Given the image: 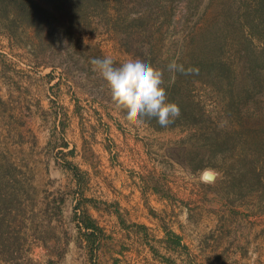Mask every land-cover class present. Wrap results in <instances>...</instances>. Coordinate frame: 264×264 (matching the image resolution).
<instances>
[{
	"label": "rangeland",
	"instance_id": "rangeland-1",
	"mask_svg": "<svg viewBox=\"0 0 264 264\" xmlns=\"http://www.w3.org/2000/svg\"><path fill=\"white\" fill-rule=\"evenodd\" d=\"M54 1L57 4L47 5L54 9V29L45 25L38 33L36 27H21L17 36H12L3 26L7 22L0 20V51L9 62V74L0 68V264H64L68 253L67 235L71 236L73 229L58 221V196L53 195L58 178L48 160L55 158V153L45 158L38 145L46 137L43 127L54 121L51 113L42 111L46 103L55 101L50 100L49 84L54 78L58 83V120L64 121V103L70 97L77 99L85 128L93 125L99 113L107 117L116 114L121 119L118 123L144 143L152 159L154 166L148 171L154 173L148 175L147 184L154 190L159 187L158 193L168 191L174 202L190 201L188 212L195 227L206 220L209 229L220 219L231 228L242 219L245 227L240 228L249 229L252 219L260 230L254 240L264 236V88L253 89L261 108H257L255 98L251 100L244 125L234 114L238 135L233 148L212 162L207 157L194 162V156L187 153L194 149L184 142L188 131L180 127L158 131L145 121L132 126L124 120L126 112L115 110L107 82L91 63L109 57L118 67L130 59H140L163 72L168 61H176L174 55L190 51L191 37L211 29L230 1L237 38L231 55L235 72L239 81L256 83L258 77L264 79V38L257 32L264 29V12L253 5L247 13L245 2L254 0H190L200 5L198 9L194 5L191 9L188 0H180L174 8L172 0H163L151 13L135 8V0H123L119 5L114 0H94L86 18L67 5L69 0ZM62 24L74 28L73 39L64 35V41L58 40ZM253 27L247 54L241 37ZM51 31L57 36L55 41ZM171 75L168 70L163 72L164 83ZM43 78H47L46 84ZM192 165L211 166L194 171ZM209 172L215 179L206 177ZM166 179L183 191L185 198L172 194ZM231 233L224 236L234 239ZM259 257L252 258L255 264H264ZM230 262L224 257V264Z\"/></svg>",
	"mask_w": 264,
	"mask_h": 264
},
{
	"label": "crops",
	"instance_id": "crops-1",
	"mask_svg": "<svg viewBox=\"0 0 264 264\" xmlns=\"http://www.w3.org/2000/svg\"><path fill=\"white\" fill-rule=\"evenodd\" d=\"M8 63L1 50L0 68L7 74ZM54 79L49 80L53 93L58 89ZM52 92L50 100L55 101L46 103L42 111L51 113L54 121L43 127L46 137L38 145L45 158L55 153V158L48 160L53 164L52 174L58 178V190L53 194L58 196V221L73 229L71 236L67 235L64 264H92L91 244L80 232L76 215L88 216L104 232L102 245L94 253L96 264H224V257L231 259L230 264H255L254 256H260V262L264 260V236L254 240L260 230L252 219L249 229L240 228L245 227L242 219L231 228L220 219L209 229L206 220L195 227L189 213L192 204L181 199L185 198L183 191L166 179L171 193L181 197L182 201L174 202L168 198V191L161 194L148 185V175L154 173L148 171L154 166L152 159L144 143L118 123L121 119L116 114L107 117L99 113L93 125L85 128L77 99L70 97L64 103L67 114L62 132L58 92ZM63 143L67 146L62 147ZM58 161L70 162L79 173ZM187 196L189 199L190 193ZM211 228L213 232H208ZM230 233L234 239L224 236Z\"/></svg>",
	"mask_w": 264,
	"mask_h": 264
},
{
	"label": "trees",
	"instance_id": "trees-1",
	"mask_svg": "<svg viewBox=\"0 0 264 264\" xmlns=\"http://www.w3.org/2000/svg\"><path fill=\"white\" fill-rule=\"evenodd\" d=\"M93 1L69 0L67 5L70 4V8H73L77 14L81 13L83 18H86L90 8L93 7L91 5ZM114 1L115 4L119 5L123 0ZM179 1L172 0V8ZM162 2L163 0H135V8L138 9L140 7L139 10L151 13L155 8L161 7ZM187 3L190 8H193L194 5V9H198L200 6L198 3L195 5L190 0ZM48 4H57V1L0 0V20L7 22L3 26L12 36H17L21 27L23 29L36 27L39 29L38 33H41V29L45 25L48 27L53 26L52 29H54L56 27L53 23L55 18L52 10L54 9H49ZM245 5L247 13L252 10L253 5H255V9L257 8L264 12V0H254L253 3L245 2ZM55 8L57 10V6ZM172 13L171 10V15ZM147 19L146 17L145 21ZM62 27L61 32H58V40L60 42L64 41L62 39L64 35L70 39L75 37L76 34L72 26L65 27L62 24ZM254 30V27L250 28L248 33L245 32L246 34L244 33L241 37V44L247 54H249L250 45H252L249 35L254 34ZM263 30L261 29L257 32L259 36L264 38ZM53 33L54 31H51L50 36H55V41L57 36ZM235 35L233 5L229 1L221 11L220 16H216L214 19V25L210 30L202 33L199 37H191L190 44L192 47H190V51L188 53L181 52L178 57H175V55L173 57L176 63L182 65L186 71L192 70L190 74L175 73V82L170 84L169 78L167 83L163 85L167 93V102L178 105L179 116L167 127H161L154 118L142 117L143 121L158 131L178 127L188 131V136L184 142H189L188 144L193 147L194 150H189L187 153H189L190 158L194 156V162L199 157L204 158V160L207 157L208 162H212L215 158L231 150L233 141L238 135L234 114L235 117L237 114V122L240 121L241 125H244L248 112L252 109L251 100L255 98L257 108H261L259 99L254 95V90L264 88V79L258 77V81L252 84L238 80L234 60L231 59V55H234L235 40L237 41ZM125 36V39L128 40L127 34ZM172 61L170 60L166 63L163 72L167 70L168 64ZM60 125L61 131L64 132L66 127L65 119L61 121ZM243 129L241 128L242 131ZM65 146H67V143H63L62 147ZM198 148L202 149V151H197ZM73 152V150L70 151V153ZM60 153L64 154V151H60ZM58 163L76 174L79 173V169L70 162L64 161L61 163L58 161ZM208 166L211 165H203L202 167L200 165H194L193 167L192 165V168L197 171ZM158 188L156 187V191L159 192ZM76 217L80 232L91 244L93 253L92 264H96L94 253L102 245V239L105 237L104 232L88 216L76 215Z\"/></svg>",
	"mask_w": 264,
	"mask_h": 264
},
{
	"label": "clouds",
	"instance_id": "clouds-1",
	"mask_svg": "<svg viewBox=\"0 0 264 264\" xmlns=\"http://www.w3.org/2000/svg\"><path fill=\"white\" fill-rule=\"evenodd\" d=\"M93 70L107 82L115 110L125 111L126 120L132 126L143 123L142 117L155 119L161 127H167L180 114L178 105L167 102L163 72L140 59H130L114 66L109 57L93 59ZM167 70L175 82V73L190 74L182 65L172 61ZM198 71V70H196Z\"/></svg>",
	"mask_w": 264,
	"mask_h": 264
},
{
	"label": "water",
	"instance_id": "water-1",
	"mask_svg": "<svg viewBox=\"0 0 264 264\" xmlns=\"http://www.w3.org/2000/svg\"><path fill=\"white\" fill-rule=\"evenodd\" d=\"M206 177L208 179H212L213 180V179H215V174L209 172V173L206 174Z\"/></svg>",
	"mask_w": 264,
	"mask_h": 264
}]
</instances>
